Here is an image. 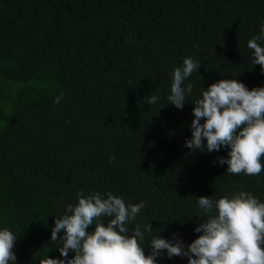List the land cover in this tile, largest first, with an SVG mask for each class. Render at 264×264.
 Here are the masks:
<instances>
[{"label":"trees","instance_id":"16d2710c","mask_svg":"<svg viewBox=\"0 0 264 264\" xmlns=\"http://www.w3.org/2000/svg\"><path fill=\"white\" fill-rule=\"evenodd\" d=\"M262 29L264 0H0V230L17 236L14 264L65 259L51 232L78 193L143 202L126 235L151 225L137 238L145 255L158 234L185 247L201 234L194 229L217 212L214 203L205 213L199 196L246 191L264 203V169L231 174L218 162L228 147L185 145L209 85L264 87L247 47ZM186 57L201 64L177 109L167 97ZM156 261L188 264L166 251Z\"/></svg>","mask_w":264,"mask_h":264},{"label":"clouds","instance_id":"9594fccd","mask_svg":"<svg viewBox=\"0 0 264 264\" xmlns=\"http://www.w3.org/2000/svg\"><path fill=\"white\" fill-rule=\"evenodd\" d=\"M264 39V29L259 36L247 42L253 51L254 65L264 72V47L258 40ZM201 62L186 57L183 65L175 67L172 76L169 103L182 109L185 92L191 93L192 84L185 88L184 81L197 72ZM63 93L54 99L59 104ZM158 97L151 96L148 103L155 104ZM192 138L185 142L190 150L209 152L228 147V158L218 162L227 164L231 174L259 175L264 169V87L249 90L237 79H221L209 85L202 98L192 109ZM203 119V123L201 120ZM106 195V198H105ZM215 208L217 214L208 215L194 231L201 233L187 247L175 239L154 236L151 253L145 255L139 240L144 232L154 231L148 223L142 231L137 224L128 236L127 224L135 221L143 202L126 204L111 192H94L85 196L78 193V203L66 206V214L55 219L50 240L62 239L59 252L65 259L46 256L40 264H157L156 257L163 252L169 258L186 256L188 264H264V203L246 191H238L230 198L223 196L213 202L209 196H199L198 204L205 213ZM108 217V223L103 218ZM94 231H88L90 225ZM62 233V235H58ZM17 236L7 228L0 230V264H14L17 257L14 246ZM69 251L74 252L67 259Z\"/></svg>","mask_w":264,"mask_h":264}]
</instances>
